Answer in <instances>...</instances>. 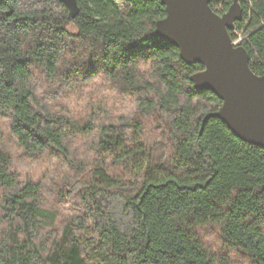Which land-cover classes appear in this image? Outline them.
<instances>
[{
    "label": "trees",
    "instance_id": "trees-1",
    "mask_svg": "<svg viewBox=\"0 0 264 264\" xmlns=\"http://www.w3.org/2000/svg\"><path fill=\"white\" fill-rule=\"evenodd\" d=\"M77 1L0 0V264H264V148L203 127L222 101L166 7ZM238 1L264 76V0Z\"/></svg>",
    "mask_w": 264,
    "mask_h": 264
},
{
    "label": "water",
    "instance_id": "water-1",
    "mask_svg": "<svg viewBox=\"0 0 264 264\" xmlns=\"http://www.w3.org/2000/svg\"><path fill=\"white\" fill-rule=\"evenodd\" d=\"M73 20L80 13L77 0H60ZM167 16L156 24V34L180 50L187 64H202L203 71L190 77L196 90L212 92L222 101L210 118L222 120L242 141L264 148V76L250 67L244 47H235L230 32L243 18L235 0L220 16L210 7L213 0H159ZM202 127V130H203Z\"/></svg>",
    "mask_w": 264,
    "mask_h": 264
},
{
    "label": "bare ground",
    "instance_id": "bare-ground-1",
    "mask_svg": "<svg viewBox=\"0 0 264 264\" xmlns=\"http://www.w3.org/2000/svg\"><path fill=\"white\" fill-rule=\"evenodd\" d=\"M232 6V5H231ZM230 9V8H229ZM229 11V10H228ZM215 13V12H214ZM216 14H218V15H221V16H223L224 14H226V9L224 8V10L221 12V13H216ZM242 21V20H241ZM238 23V22H237ZM237 23H236V25H237ZM236 30V29H235ZM235 30H233V31H235ZM232 32V31H231ZM230 32V33H231ZM244 40H245V37L242 35V34H239V36H238V38L237 39H235V40H232V42H233V45L235 46V47H242L241 45H242V43L244 42ZM252 70V69H251ZM222 105V104H221ZM219 111V110H218ZM217 111V112H218Z\"/></svg>",
    "mask_w": 264,
    "mask_h": 264
},
{
    "label": "built area",
    "instance_id": "built-area-1",
    "mask_svg": "<svg viewBox=\"0 0 264 264\" xmlns=\"http://www.w3.org/2000/svg\"><path fill=\"white\" fill-rule=\"evenodd\" d=\"M211 5V8L213 10V12L215 13H221L223 10H224V5L223 4H216V3H213L210 4Z\"/></svg>",
    "mask_w": 264,
    "mask_h": 264
},
{
    "label": "rangeland",
    "instance_id": "rangeland-1",
    "mask_svg": "<svg viewBox=\"0 0 264 264\" xmlns=\"http://www.w3.org/2000/svg\"><path fill=\"white\" fill-rule=\"evenodd\" d=\"M213 2V1H212ZM212 2H211V4H212ZM210 7H211V5H210ZM212 9V8H211ZM213 11V10H212ZM69 30L71 31V32H75L76 31V29L73 27V26H71L70 28H69Z\"/></svg>",
    "mask_w": 264,
    "mask_h": 264
}]
</instances>
